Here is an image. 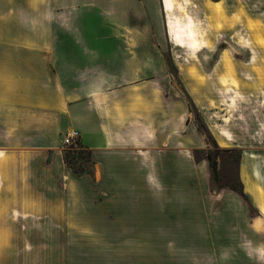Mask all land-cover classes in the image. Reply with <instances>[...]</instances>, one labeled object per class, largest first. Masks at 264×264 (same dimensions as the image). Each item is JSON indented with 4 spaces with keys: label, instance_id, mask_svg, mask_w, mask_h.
<instances>
[{
    "label": "rangeland",
    "instance_id": "rangeland-1",
    "mask_svg": "<svg viewBox=\"0 0 264 264\" xmlns=\"http://www.w3.org/2000/svg\"><path fill=\"white\" fill-rule=\"evenodd\" d=\"M176 2L186 7L176 14L194 18L206 46L196 54L179 48L160 8L146 13L137 5L144 19L131 26L155 39L137 33L126 45L131 55L115 57L125 61L116 60L115 69L130 70L131 80L161 65L162 142L127 154L96 153L78 130L77 146L63 145L64 133L74 130L68 124L61 159L51 157L45 215L26 217L27 230L16 233L19 260L8 264H264V216L242 197L248 194L241 179L248 165L264 183V0ZM210 3H221L223 14L212 13ZM157 47L161 54L145 53ZM187 86L215 111L197 108ZM210 156L218 162L217 181Z\"/></svg>",
    "mask_w": 264,
    "mask_h": 264
},
{
    "label": "crops",
    "instance_id": "crops-1",
    "mask_svg": "<svg viewBox=\"0 0 264 264\" xmlns=\"http://www.w3.org/2000/svg\"><path fill=\"white\" fill-rule=\"evenodd\" d=\"M137 5L146 13L159 7L167 20L163 0H0V264L19 260L16 233L27 230L26 217L45 215L51 157L61 159L59 142L68 124L96 153L127 154L148 141L162 142L161 65L155 62L150 75L134 80L130 70L115 69L116 60L117 66L125 62L116 56L131 55L126 45L132 36L147 35L131 26V20L144 19ZM165 31L169 36L166 24ZM158 52L157 47L145 53ZM185 80L189 85V77ZM187 87L197 108L215 111ZM246 90L250 99L254 90ZM225 109L220 105L221 112ZM261 175L247 165L241 179L263 215L246 185L264 190Z\"/></svg>",
    "mask_w": 264,
    "mask_h": 264
},
{
    "label": "bare ground",
    "instance_id": "bare-ground-1",
    "mask_svg": "<svg viewBox=\"0 0 264 264\" xmlns=\"http://www.w3.org/2000/svg\"><path fill=\"white\" fill-rule=\"evenodd\" d=\"M163 5L168 19V35L179 48L190 49L192 54H196L201 50L200 48L206 46L205 41H201V37L199 38L194 18L186 14V20H184V16L176 14V12L185 11L186 7L184 4L176 2V0H163ZM209 7L212 13L223 14L224 12V6H221V3H212ZM229 137V135L223 134L224 146H228L227 144L231 141ZM246 185L248 190L255 194L259 209L264 215V190L260 187L252 189L249 182H246Z\"/></svg>",
    "mask_w": 264,
    "mask_h": 264
},
{
    "label": "built area",
    "instance_id": "built-area-1",
    "mask_svg": "<svg viewBox=\"0 0 264 264\" xmlns=\"http://www.w3.org/2000/svg\"><path fill=\"white\" fill-rule=\"evenodd\" d=\"M79 140H80L79 132L75 130H71L64 135L63 145L67 147H75L77 146Z\"/></svg>",
    "mask_w": 264,
    "mask_h": 264
},
{
    "label": "trees",
    "instance_id": "trees-1",
    "mask_svg": "<svg viewBox=\"0 0 264 264\" xmlns=\"http://www.w3.org/2000/svg\"><path fill=\"white\" fill-rule=\"evenodd\" d=\"M209 162L211 164V168H212V174H213V178L215 181H217L219 179V172H218V162H217V159L210 156L209 157ZM242 197L247 199L248 196H246L244 194V192L242 193Z\"/></svg>",
    "mask_w": 264,
    "mask_h": 264
}]
</instances>
